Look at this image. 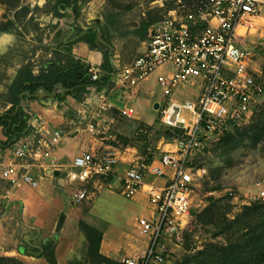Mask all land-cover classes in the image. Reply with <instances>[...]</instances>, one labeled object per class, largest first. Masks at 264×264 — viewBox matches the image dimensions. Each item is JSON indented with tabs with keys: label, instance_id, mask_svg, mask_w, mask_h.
I'll list each match as a JSON object with an SVG mask.
<instances>
[{
	"label": "built area",
	"instance_id": "obj_1",
	"mask_svg": "<svg viewBox=\"0 0 264 264\" xmlns=\"http://www.w3.org/2000/svg\"><path fill=\"white\" fill-rule=\"evenodd\" d=\"M164 12L149 29L144 50L129 63L112 71L109 83L132 91L141 81L155 74L162 90L158 101V121L173 137L172 148L152 159H135L121 173L115 171L120 161L111 146L82 151L71 161L54 155L64 135L62 128L49 135L20 139L12 149L16 162L0 172L2 177H18L37 186L38 181L27 166L41 171H65L78 183L76 203L88 198L89 185L95 179L115 176L120 192L133 198L143 192L148 213L136 217L146 245L137 256L122 259L124 264H175L183 234L190 229L193 213V190L200 168L196 159L210 143L234 127L248 123L257 111L264 114V83L250 71V54L242 37L256 27L264 0H150ZM264 52V41L261 43ZM169 66L166 71H159ZM91 79L101 77V70L90 66ZM191 87V97L176 91ZM93 90V89H92ZM96 91V103H79L76 117L90 116L86 128L92 134L111 138L113 109L131 119L133 105L117 106L109 94ZM142 131L146 134L148 130ZM19 165H24L20 169ZM148 174L161 177L164 183L147 181ZM248 196L264 200V179L257 180Z\"/></svg>",
	"mask_w": 264,
	"mask_h": 264
},
{
	"label": "rangeland",
	"instance_id": "obj_2",
	"mask_svg": "<svg viewBox=\"0 0 264 264\" xmlns=\"http://www.w3.org/2000/svg\"><path fill=\"white\" fill-rule=\"evenodd\" d=\"M55 1L22 0L29 10L21 16V21L16 22L15 28L0 32V57L6 56L0 58V70L8 76L7 79L0 80V95L6 91L7 83L25 59L37 70L47 59L59 57L60 49L64 50L65 45L76 43L80 35L89 28L97 32V46L107 53L118 69L143 51V42L149 29L164 14L150 0H74L68 6L62 5L64 8H60V11L64 15L57 17L48 12ZM13 13V10L0 4V21ZM35 23H38L40 29H34ZM242 41L250 53V71L264 83V52L261 50V43L264 41V8L262 15L256 20V27L245 34ZM146 82V90L135 93L133 99L135 116L142 120L138 132L133 138H128L111 131L112 137L108 139L119 148L126 145L132 147L134 157L152 159L163 149L171 148L173 137L159 123L158 112L153 104L154 99L161 100L162 90L154 76ZM91 86L95 90L96 85ZM101 89H106V94L118 95L113 82L103 85ZM59 90L50 94L37 90L31 98L38 99L43 93L57 99ZM5 106V101L0 96V113ZM126 121L122 117V122ZM142 129L148 130L149 134ZM13 146L14 144L0 147V151H12ZM0 161H4L2 153ZM195 166L200 168L193 190L192 209L195 216L190 229L183 234L176 262L200 250L206 253L215 246L242 241L247 232L259 230L263 225L264 200H250L247 195L254 190L253 185L257 180L264 179V114L257 111L248 123L234 127L229 133L210 143L196 159ZM7 183L5 178L0 177V199L8 187ZM128 203L131 200L119 191L106 198L100 196L98 200L97 210L109 221L110 231L105 236L110 242L121 241L120 223L132 224L136 212L124 210ZM1 206H4L2 202ZM80 225L82 232L63 233L62 242L66 245L73 243L77 247L78 255L74 259L80 264H99L97 250L101 232L85 218H82ZM49 238V242L53 244L51 236ZM249 248L248 252H243L246 262L264 264V258H261L263 253H250Z\"/></svg>",
	"mask_w": 264,
	"mask_h": 264
},
{
	"label": "crops",
	"instance_id": "obj_3",
	"mask_svg": "<svg viewBox=\"0 0 264 264\" xmlns=\"http://www.w3.org/2000/svg\"><path fill=\"white\" fill-rule=\"evenodd\" d=\"M147 38L148 34L143 42L144 48ZM63 49L80 57L92 67L99 68L102 62V52L98 49H90L84 41L77 40L73 45H65ZM110 63L113 70L117 69L112 61ZM167 69H169L168 65L162 67L159 71H166ZM151 76H154L156 81L155 74ZM151 76L141 81L132 91L117 88V96L109 95L114 100L116 107L122 105H133L135 107L133 102V99H135L134 94L146 90V81H150ZM109 84L108 82L107 85ZM57 89H60L62 95L64 94V89ZM194 90L191 87H184L176 91V94L183 97H191L194 94ZM99 91L105 92L106 89ZM95 93L96 91H90L82 100L86 99L88 100V105H94L96 103ZM81 101H76L71 95H66L65 99L60 101L58 98L47 97L43 93L38 99H28L26 105L27 112L30 114L29 124L32 129L30 133L20 139L32 138L41 134L48 136L55 129L62 128L64 135L53 151L60 161L68 164L73 156L82 151H95L109 145L116 150L120 157V161L115 166L117 173L123 172L131 161L141 159L132 155V147L126 145L119 148L113 145L106 137L97 136L88 131L86 123L90 116L88 115L85 118L76 117ZM158 101L160 100L154 99L153 104L155 105ZM61 105L64 106L62 107ZM8 106L9 104L2 111ZM155 109L158 112V108ZM135 113L131 119H126V122H122V117L118 115L116 109H113L110 114L112 117V122L110 123L112 133L133 138L142 122V120L136 118ZM0 139H6L1 126ZM170 145L172 148L171 143ZM0 153L4 157V161H0V171L17 161L14 159L10 149L1 150ZM17 166L20 169L25 167L24 165H19V162ZM27 168L37 179V186H32L18 177L6 178L0 174V177L5 178L8 182V187L1 194L0 199V202L4 204V206L0 207V254L17 257L26 264H50L43 255V247L49 242V237L51 236L54 242L57 264H80L79 261L74 259L78 255L77 247L73 243L66 245L62 241L64 240L63 233L82 232L80 225L82 218L89 220L94 228L96 227L101 232L100 243L98 244L99 254L124 264L122 262L124 257L137 256L144 249L147 240L135 222L137 216L148 213V202L142 191L133 198H129L131 203L126 204L124 207L125 211L136 212L132 219V224L127 222L120 223L119 237L121 241L110 242L105 236V233L110 231L109 221L105 220L101 214L102 212L97 210V205L100 196L106 198L112 196L115 191L120 192L119 180L115 176L109 175L92 181L88 187V198L76 203L74 201V192L78 189V183L70 181L65 171H53L50 173L41 171L39 167L33 165L27 166ZM146 180H154L157 183H164L165 181L163 178L154 177L151 174L146 176Z\"/></svg>",
	"mask_w": 264,
	"mask_h": 264
},
{
	"label": "trees",
	"instance_id": "obj_4",
	"mask_svg": "<svg viewBox=\"0 0 264 264\" xmlns=\"http://www.w3.org/2000/svg\"><path fill=\"white\" fill-rule=\"evenodd\" d=\"M72 2L74 0H56L48 12L53 16L61 17L64 12L60 11V8L70 5ZM0 4L14 11L12 16L0 21V32L15 28L16 22L21 21V16L29 10V7L23 4L22 0H0ZM34 29H40L38 23L34 24ZM96 34L94 29L89 28L80 35L78 41H84L90 49H98L102 52V62L99 65L101 77L99 79L92 80L89 71L90 65L66 50L60 49L58 51L59 57L47 59L37 70H34L33 64L25 59L11 81L7 83L6 91L0 95L5 104H9L0 113V126L6 136L5 140L0 139V147L12 146L20 138L31 132L30 114L27 112L26 101L34 95L35 91L42 90L46 94H50L57 88H61L64 89V94L62 95L60 90L57 94L60 101L64 100L66 95H71L76 101H81L92 90L91 85H96L94 89L100 90L103 85L109 82L113 69L107 53L97 46ZM1 70L0 80L7 79L8 76ZM247 248L253 254L263 253L261 258H264V223L259 230L252 229L247 232L242 241L215 246L213 250L206 253L204 250H200L197 253L188 254L175 264H249L246 262L243 253L244 250L248 252ZM43 249V255L47 261L50 264H57L53 244L47 243ZM97 256L100 257L99 264H120L114 259L99 254L98 250ZM0 264L26 263L17 257L0 255Z\"/></svg>",
	"mask_w": 264,
	"mask_h": 264
},
{
	"label": "water",
	"instance_id": "obj_5",
	"mask_svg": "<svg viewBox=\"0 0 264 264\" xmlns=\"http://www.w3.org/2000/svg\"><path fill=\"white\" fill-rule=\"evenodd\" d=\"M158 105H159V103L156 102L155 105H154V107H155V108H158Z\"/></svg>",
	"mask_w": 264,
	"mask_h": 264
},
{
	"label": "bare ground",
	"instance_id": "obj_6",
	"mask_svg": "<svg viewBox=\"0 0 264 264\" xmlns=\"http://www.w3.org/2000/svg\"><path fill=\"white\" fill-rule=\"evenodd\" d=\"M80 60H81V59H80ZM105 92H106V91H105ZM74 118H75V117H74ZM74 118H73V119H74Z\"/></svg>",
	"mask_w": 264,
	"mask_h": 264
}]
</instances>
